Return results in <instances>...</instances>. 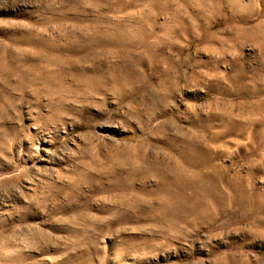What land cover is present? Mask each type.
<instances>
[{
  "label": "rangeland",
  "instance_id": "374dc122",
  "mask_svg": "<svg viewBox=\"0 0 264 264\" xmlns=\"http://www.w3.org/2000/svg\"><path fill=\"white\" fill-rule=\"evenodd\" d=\"M0 264H264V0H0Z\"/></svg>",
  "mask_w": 264,
  "mask_h": 264
},
{
  "label": "bare ground",
  "instance_id": "6f19581e",
  "mask_svg": "<svg viewBox=\"0 0 264 264\" xmlns=\"http://www.w3.org/2000/svg\"><path fill=\"white\" fill-rule=\"evenodd\" d=\"M254 42V41H253ZM259 44V43H258ZM182 164V163H181ZM178 165V164H177ZM182 167V166H181ZM151 168V167H150ZM185 170V169H184ZM179 172V171H178ZM189 172V171H188ZM205 172V171H204ZM182 174V173H181ZM189 174V173H188ZM191 174V173H190ZM186 175V174H185ZM183 176V177H186V176ZM189 176V175H188ZM182 177V178H183ZM199 179V178H198ZM189 181V180H188ZM192 182V181H191ZM172 184V183H171ZM182 184V183H181ZM184 184V183H183ZM173 186V185H172ZM180 186L179 184L177 185V187L175 188V191L174 192H177L175 194V196L177 197L178 195V198L185 200L187 203H182L180 202L179 205H183L184 208H188V209H191V210H194V208H201V207H205L209 201L213 200V198L215 197V194L211 193L213 192L210 191L209 189L206 190L205 192H200V185H195V184H190L189 182H186L183 186L181 187H178ZM203 188V187H201ZM205 188V187H204ZM183 189H187V190H190V193L189 194H184V190ZM203 191V190H202ZM208 191V192H207ZM207 192V193H206ZM216 192V191H215ZM189 196V197H187ZM212 196V198H211ZM173 197V196H172ZM210 199H209V198ZM206 201H208L206 203ZM213 205V203H212ZM173 208H177L179 206H176L175 204L172 205ZM171 207V208H172ZM209 207V206H208ZM208 207H206V209H208ZM214 207V206H213ZM202 209V208H201ZM200 209V210H201ZM186 210V209H185ZM174 211V210H173ZM189 211V210H188ZM197 212V211H196ZM192 213V212H191Z\"/></svg>",
  "mask_w": 264,
  "mask_h": 264
}]
</instances>
